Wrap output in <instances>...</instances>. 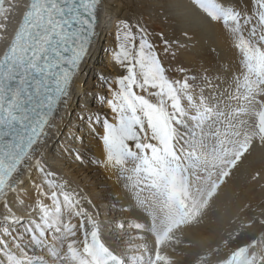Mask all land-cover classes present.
Returning a JSON list of instances; mask_svg holds the SVG:
<instances>
[{"label":"snow or ice","instance_id":"obj_1","mask_svg":"<svg viewBox=\"0 0 264 264\" xmlns=\"http://www.w3.org/2000/svg\"><path fill=\"white\" fill-rule=\"evenodd\" d=\"M100 2L28 0L0 54V206L14 226L0 233V264H174L169 252L183 243L182 229L203 222L246 154L257 142L264 145V0H247L241 8L235 0H192L235 37L241 70L225 81L207 70L195 76L182 66L166 67L146 23L119 20L114 63L122 71L115 87L109 85L110 98L105 96L115 123L104 117L101 140L107 165L134 194L133 210L150 221L118 227L150 233L154 245L144 235L121 237L117 248L108 245L83 198L56 185L38 155L87 59ZM4 5L0 0V39L7 31ZM161 40L164 55L174 57L162 33ZM36 172L40 183L33 179ZM29 182L50 204L39 200L30 210L38 218L25 221L13 212L10 197L15 203L17 194L27 195ZM254 223L230 231L224 246ZM137 238L144 242L134 243ZM220 250L217 245L199 254L196 264H264V234L216 258Z\"/></svg>","mask_w":264,"mask_h":264},{"label":"bare ground","instance_id":"obj_2","mask_svg":"<svg viewBox=\"0 0 264 264\" xmlns=\"http://www.w3.org/2000/svg\"><path fill=\"white\" fill-rule=\"evenodd\" d=\"M18 3L19 0H11L9 17ZM173 3L175 9L167 14V18L181 29L184 25L190 26L191 35L183 48L196 52L199 44L206 41L207 47H212L219 53L217 62L220 68L212 71V77L225 81L238 75L241 70L240 55L235 48V37L222 24L211 22L190 0H173ZM243 3H247V0H235L237 8ZM150 4L153 6L157 3ZM131 12L133 13L132 0H101L97 9L95 35L87 52V59L80 65L73 79L67 103L60 104L51 119L50 126L46 129L47 140L40 145L41 151L38 153L43 156V166L54 173L52 179L56 185H62L65 191L76 192L83 198L82 206L98 221L102 239L113 248L121 245V237L127 241L129 235H144L149 245H154V238L150 233L118 227L120 222H141L147 225L150 221L145 214L133 210L134 194L124 180L118 179V170L107 165L106 151L101 140L103 128L100 131L96 128L97 119L104 116L115 123L114 114L105 102V96L110 98L109 85L115 87V78L121 74L120 67L114 63V53L118 47L115 48L112 43L116 42L118 21L126 19L123 16ZM92 77H96V80H92ZM102 105L105 108H102ZM77 129L80 130L76 131ZM76 132H80L81 136L79 137L78 133L76 135ZM90 140L91 144L88 143ZM91 151H94L95 159L89 156ZM257 173L259 175L253 179ZM33 179L40 183L42 174L34 173ZM25 188L28 194H17L15 203L11 202L10 197V204L15 215L27 221L38 218V212L34 211L30 215V210L35 209L39 200H43L45 204H50V200L40 197L31 182L27 183ZM45 189L52 190L48 189L47 185ZM20 200H23V204ZM7 214L0 206V233L4 228L11 230L14 227L10 221L4 220ZM67 219L65 216V222ZM252 219H255L256 223L245 228L237 239L225 247L223 240L227 238L228 233ZM262 219L264 145L257 142L222 187L220 195L205 213L203 222L199 226L182 229L183 243L174 245L176 251L169 252V255L173 257L174 264H196L199 254L219 245L221 250L216 258H223L230 250L243 243L250 242L253 238H261L264 234V224L260 223ZM72 222L78 225L79 218L73 217ZM15 227L22 231L19 225ZM142 242L144 241L139 238L134 240L136 244Z\"/></svg>","mask_w":264,"mask_h":264},{"label":"rangeland","instance_id":"obj_3","mask_svg":"<svg viewBox=\"0 0 264 264\" xmlns=\"http://www.w3.org/2000/svg\"><path fill=\"white\" fill-rule=\"evenodd\" d=\"M151 2L157 3L155 4L156 6H152L150 4ZM190 2H192V0H190ZM238 7L241 8L240 5ZM132 9L134 15L131 12L129 14H125L123 17H125L126 20L131 21L133 24H135L138 20L146 23L147 27L152 33V41L157 45V50L159 51L160 57L166 67L176 69L177 66H182L191 75L195 76H200L205 70H207V75L209 77H212V71L220 68L217 62L219 59V53L216 52L214 48L207 47L206 41H203L201 44H199V49L196 52H189L183 48L186 44V40L191 35L189 32L190 26L184 25L181 29L172 21H170V18H167V14H169L171 11H174L175 9L173 0H132ZM161 33L163 34V39H166L171 45V50L175 53L174 57L172 55H164V45L161 40ZM117 35L118 32L116 34V42L112 43L115 44V48L116 46L118 47V44L121 42L117 39ZM169 74L178 79L182 78L178 72H170ZM95 78L96 77H92V80H96ZM102 108H105V106L102 105ZM103 119L104 118L97 119L96 121V128L98 131L102 129V123L100 122ZM78 130L80 129H77L76 131ZM77 133L78 136L81 134L80 132H76V135ZM88 143L91 144V140ZM96 143H98V139L96 140ZM93 152L94 151L89 152V156L95 159L96 157L93 156ZM94 165L96 168L98 167L97 164L94 163ZM98 165H100V163H98ZM79 180L81 179L79 178ZM88 188L90 189V187Z\"/></svg>","mask_w":264,"mask_h":264},{"label":"water","instance_id":"obj_4","mask_svg":"<svg viewBox=\"0 0 264 264\" xmlns=\"http://www.w3.org/2000/svg\"><path fill=\"white\" fill-rule=\"evenodd\" d=\"M90 49V48H89Z\"/></svg>","mask_w":264,"mask_h":264}]
</instances>
